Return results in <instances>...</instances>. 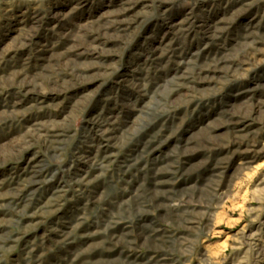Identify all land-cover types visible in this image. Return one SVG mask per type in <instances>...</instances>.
Here are the masks:
<instances>
[{
    "label": "rangeland",
    "instance_id": "374dc122",
    "mask_svg": "<svg viewBox=\"0 0 264 264\" xmlns=\"http://www.w3.org/2000/svg\"><path fill=\"white\" fill-rule=\"evenodd\" d=\"M0 264H264V0H0Z\"/></svg>",
    "mask_w": 264,
    "mask_h": 264
}]
</instances>
